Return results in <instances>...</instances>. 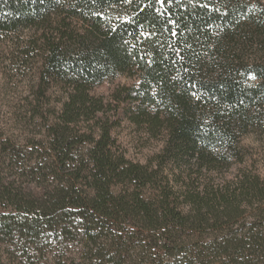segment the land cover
I'll use <instances>...</instances> for the list:
<instances>
[{"label":"trees","instance_id":"1","mask_svg":"<svg viewBox=\"0 0 264 264\" xmlns=\"http://www.w3.org/2000/svg\"><path fill=\"white\" fill-rule=\"evenodd\" d=\"M0 42L32 71L16 118L42 190L0 175L6 263L264 264L242 143L264 132V0H0ZM123 122L162 141L152 165L126 156ZM13 141L0 174L23 168Z\"/></svg>","mask_w":264,"mask_h":264},{"label":"rangeland","instance_id":"2","mask_svg":"<svg viewBox=\"0 0 264 264\" xmlns=\"http://www.w3.org/2000/svg\"><path fill=\"white\" fill-rule=\"evenodd\" d=\"M4 46L0 42V140L7 138L9 135L13 136L15 140V143L13 141V147L18 151V162L23 164V168H11L7 162L3 163L1 166L3 170L0 174L2 176L1 180L6 185L7 183H12L13 188L19 187L26 192L33 191L39 195L42 190L35 187L36 183H39L37 175L32 176L25 167L29 162L32 165V161L35 160L31 157L28 159L30 154L26 152V150L30 149L31 145L24 140L25 138H30V133L27 132L26 127H21L20 122L18 123L16 118L17 106L23 102L21 98L26 94L27 83L32 71L16 70L15 64H12L7 59L8 56L1 52ZM119 82H127V79L117 78L113 82H105L96 91L97 93L105 94ZM115 135L126 151V156L141 164L150 163L152 165V155L160 150L162 146V141L149 138L142 130L137 129L128 122H123L115 130ZM242 143L248 146L255 156H257L260 172L264 174V132H250L243 136ZM43 185H41L42 189ZM0 204V213L11 210V207H4V204ZM11 248L12 246L0 243L1 264H8L6 263L7 259H5V256L7 255L6 251L11 250Z\"/></svg>","mask_w":264,"mask_h":264},{"label":"snow or ice","instance_id":"3","mask_svg":"<svg viewBox=\"0 0 264 264\" xmlns=\"http://www.w3.org/2000/svg\"><path fill=\"white\" fill-rule=\"evenodd\" d=\"M159 2H160L161 4H163V3H164V0H159Z\"/></svg>","mask_w":264,"mask_h":264}]
</instances>
